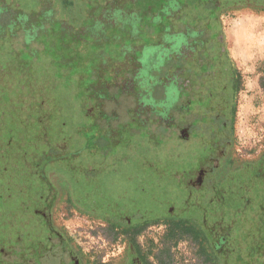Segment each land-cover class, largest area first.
Wrapping results in <instances>:
<instances>
[{
	"label": "rangeland",
	"instance_id": "1",
	"mask_svg": "<svg viewBox=\"0 0 264 264\" xmlns=\"http://www.w3.org/2000/svg\"><path fill=\"white\" fill-rule=\"evenodd\" d=\"M101 1L2 0L8 13L0 17V79L4 80L0 98L7 100L0 102V141L6 144L9 140L15 148L12 159L6 161L12 162L11 174H7L16 182L8 184V190L16 202L7 222L0 212V236L4 232L9 238V228L23 218L25 205L39 208L33 194L41 181L34 174L26 175L27 167L36 166L44 178L50 171L65 167L68 172L61 174L65 180L56 185L59 193L47 218L51 228L66 235L89 264H120L129 235L121 227L110 228L101 218L74 208V188L66 181L70 174L77 177L75 193L83 198V204L92 202V210L116 204L120 212H115L117 217L126 210L141 215L138 207L168 206L169 200L181 198L187 172L207 163L219 142H208L207 136L192 141L181 133V119L171 125L159 114L156 116L163 123L139 112L129 100L135 86L129 85L128 93L118 92L122 80L126 82L125 76L130 77L127 73H132L130 58L121 61V55L129 53L128 45L133 47L139 41L135 31L126 29L134 26V17L103 16L101 5L105 4ZM46 5L52 7L53 14ZM21 6L31 9L32 20L45 21L46 17L49 22L39 31L26 32L13 24L14 13ZM218 20L223 45L241 74L233 141L224 151H228L230 162L241 164L257 160L264 153V9L230 8L221 12ZM155 29L146 27L150 36L163 42L167 32L158 35ZM156 51L144 59V64L148 62L144 83L139 75L135 78V82L143 83L141 91L153 82L150 65L163 57ZM113 73L116 78L111 82ZM11 126L19 127L20 133ZM220 131L227 130L218 127L215 138L222 134ZM32 133L39 137L37 142ZM27 138L33 144L40 143L42 158L31 151L34 145L25 143ZM48 227L45 224L46 238L51 235ZM135 243L148 254L147 264H211L205 260L196 237H169L165 224L147 227L135 237ZM240 245L247 264H264L263 239L251 242L242 237ZM50 249L43 244L45 253Z\"/></svg>",
	"mask_w": 264,
	"mask_h": 264
},
{
	"label": "trees",
	"instance_id": "2",
	"mask_svg": "<svg viewBox=\"0 0 264 264\" xmlns=\"http://www.w3.org/2000/svg\"><path fill=\"white\" fill-rule=\"evenodd\" d=\"M127 3H121V0H102L105 5H101L102 15L118 14L134 17L135 24L132 28L126 27L128 31H135L136 38L139 42H134V46H127L129 53L124 52L121 58L133 57L135 61L139 62V74H134L132 78L135 80L137 75L145 76V70L148 68V62L144 64V59L151 51H160L163 57L159 60H155L151 65L149 71L153 67H157L162 63L167 55V50L171 44H175L179 38H184V32L188 30L203 31L208 30L209 36H214L219 28L218 19L221 12L230 8L239 7H257L264 9V0H127ZM50 5L53 4L51 1ZM106 9H104V6ZM47 10H51L46 5ZM31 9L26 6H21L16 9L14 13L15 18L13 24H17L19 27L28 31H39L42 29V24L48 23V18L45 17V21L42 18L39 20H32ZM53 10V9H52ZM51 12L53 14V12ZM179 10L176 14L175 11ZM47 12V13H48ZM0 13H8V10L3 6L2 0H0ZM48 17L49 14L47 15ZM172 16V18H171ZM126 19V17H124ZM35 24V25H34ZM155 27L156 34L160 35L163 32H167V38L163 42L158 41L157 38L150 36L146 30V27ZM130 29V30H129ZM131 32V31H130ZM40 34V33H38ZM32 36H37L33 34ZM152 37V38H151ZM126 47V48H127ZM108 54V53H107ZM110 54V53H109ZM122 54V52H121ZM109 56V55H108ZM120 57V56H119ZM120 58V59H121ZM114 59V56H110V60ZM182 64L178 62L173 69L182 71L185 68H181ZM14 78V77H13ZM16 79V78H15ZM17 80V79H16ZM139 86L143 85L141 82L136 81ZM152 89V82L149 84V88H145V92H136V100L141 106L145 104L154 105V108L150 110L139 109V112L150 115L156 122H162L157 116L153 114H159L164 118H170L166 116V112L170 107L169 100L155 99L149 93ZM7 89L5 88V91ZM8 91V90H7ZM22 91H19V94ZM1 94V93H0ZM139 95V96H138ZM150 95V96H149ZM107 96V95H106ZM107 98V97H106ZM7 100L5 97L0 98ZM126 100V99H125ZM130 101L135 100L129 98ZM125 102V101H123ZM189 113L193 114L190 125L191 130L189 137L194 141L207 136L208 142L214 140L219 142L223 140V137H228L227 145L224 147H217L215 145V154L208 157V162L200 164L199 169L195 171H188V177L186 182L181 185L183 196L181 198H173L169 200L168 206L157 205L154 208L149 206L138 207L141 209L142 214L136 215L132 212L123 211L115 216V212H119L116 208V204L108 205L106 207L101 206L99 211L92 210V202H86L83 204V198L79 193H75L76 176L70 174L69 187H73L72 192L73 206L78 211L86 214L95 215L102 220L108 222L113 228H122V232L129 235V241L135 246V237L138 236L148 226L165 223L168 225L169 237H175L177 235H192L199 241V245L206 255V261L211 264H247L248 258L244 256L243 249L240 245L241 238H247L251 242H255L258 239L264 240V155L259 159L249 162L236 163L230 162L228 158V151H224L226 148H230L232 145L233 135V110L231 111L229 119H216L211 116L199 115V103L192 101L188 103ZM163 106L161 113L156 111V106ZM168 107V108H167ZM167 110V111H166ZM0 109V113H1ZM191 116V115H190ZM180 115H173V125L180 120ZM182 121V119H181ZM163 123V122H162ZM183 124L181 125V133L188 134ZM220 128H226V132L220 131L222 134L216 137V130ZM6 130H9V125H6ZM11 129L18 131L19 127L16 126ZM11 130V131H13ZM21 130L18 132L20 133ZM208 133H210L208 137ZM23 135V133H22ZM34 141L37 142L34 133L30 135ZM41 137V136H40ZM211 139V140H210ZM40 141V140H39ZM9 142V143H8ZM28 138L25 143L34 145L31 151L41 157L40 143L33 144ZM3 152H0V212L6 216L5 221L9 220V210L11 209L14 201L12 193L8 190V184L11 186L15 184V180L8 178V174H11L10 167L6 160H10L11 151L14 150L12 142L7 140L6 144H3ZM208 145V143H207ZM214 145V144H213ZM209 147V145H208ZM219 148V149H218ZM54 157V156H51ZM55 158V157H54ZM219 158V162H215ZM228 164H230L228 166ZM21 171V170H20ZM68 170L65 167H60L49 172L47 176L42 175L41 170L36 166L27 167L26 175L38 176L40 187L35 190L33 198L37 199L39 208L32 206L27 208L25 205V211L23 212V218L19 219V222L13 228V233H17L22 228L20 224L26 220L30 221V224L34 226L36 222L40 223V226L45 227L48 223V216L51 209L52 202L57 199L59 189L57 183L63 182L65 178L61 174L66 175ZM23 173V171H21ZM20 172V175L22 174ZM8 173V174H7ZM220 174V177H218ZM43 178V179H42ZM11 180V182H9ZM43 180V181H42ZM12 181L14 183H12ZM21 183V181H20ZM17 186V185H15ZM21 188V186H17ZM45 194L47 197L44 201ZM155 198H159L155 195ZM24 199V197H23ZM70 200V199H69ZM120 200V199H118ZM25 202V200H24ZM26 203V202H25ZM28 203V202H27ZM43 204V206H42ZM41 211L39 213L38 211ZM120 213V212H119ZM41 219L38 221V219ZM35 227V226H34ZM18 228V229H17ZM37 228V227H36ZM20 234V233H17ZM63 236L62 234H59ZM16 241L11 243L7 242V236L4 232L0 236V264H45L48 255L43 251V244L45 241L35 240L31 245H39L34 250L32 258H27L28 248L25 247L23 233L21 235L15 234ZM51 237V235L49 236ZM51 239V238H50ZM6 242V243H5ZM48 244V243H47ZM2 245V246H1ZM6 246V247H5ZM8 247V248H7ZM74 252L80 255V251ZM236 252V253H235ZM41 254V255H40ZM53 262V261H52ZM47 263V262H46ZM54 264H56L54 262Z\"/></svg>",
	"mask_w": 264,
	"mask_h": 264
},
{
	"label": "flooded vegetation",
	"instance_id": "3",
	"mask_svg": "<svg viewBox=\"0 0 264 264\" xmlns=\"http://www.w3.org/2000/svg\"><path fill=\"white\" fill-rule=\"evenodd\" d=\"M177 12H179V10L175 11L174 14ZM2 14L4 13H0V17H2ZM208 32L207 29L201 32L196 30L184 32L185 37L179 38L175 44H171L162 63L158 65V68L153 67L150 71L151 73H149L153 80L152 89L149 93L155 99L158 98L159 100L165 99L170 101V107L167 109L168 111L166 110V116L169 117L170 122L173 123V115H180L183 121L182 124L185 126L184 129L186 128L185 132L188 133L185 135L188 136L191 127L187 124L191 122L190 120L193 118L194 112L190 114L187 107L189 106L188 103L192 101L199 103V115H206L208 117L213 116L215 120L219 118L226 120L230 118L231 111L233 110L234 121V107L238 95L241 74L237 66L229 58L227 50L223 45L220 27L214 31L215 35L213 37L209 36ZM153 52L154 50L151 51L150 54ZM150 54H148V56ZM122 60L123 58H121V61ZM130 60L132 64V73H127L130 77L125 76L126 82L122 80L121 83L123 87L120 90L117 88V90L120 94L121 92L124 93V90L128 93V86H135L133 95L129 97L135 100L131 102L135 104V108L137 109L150 110L149 104L141 106L138 99L136 100L135 93L137 91H145H141L142 85L140 87L132 78L134 74H139V62L135 61L133 57H130ZM118 62H120V60H118ZM178 62L182 64L181 68H185L184 70L178 71L173 69ZM122 74L124 75L126 73L122 72ZM115 75L114 73L111 75V82L115 81ZM144 77L146 76L141 77L143 78V83ZM3 82L4 80L0 79V86ZM136 85H138L140 91L136 88ZM154 93L159 95L155 96ZM156 111L161 113V109H156ZM155 115L156 114H153V116ZM0 119L2 120L1 116ZM227 139V136L223 137L219 147L226 146L228 144ZM0 152H3L1 143ZM262 155H264V153ZM55 202L56 201L52 202L51 209L54 207ZM103 222L105 221L103 220ZM16 224L18 223H14L10 226L9 238H7L6 241L13 243L17 238L13 236L23 233L25 247L28 248L26 253L28 259L32 258L31 256L34 250L40 247L39 245L31 244L34 243L35 240H42V242L45 241V244L48 243V245L51 246L49 254L46 256L47 263L45 262V264H54V262L56 264H89L85 261V256H83L81 252L79 257L74 252V249H78L72 246L71 240L66 235L60 236L59 234L61 233L59 231L58 233L55 231L56 229L53 230L54 228L51 226L50 221H48L47 225H49L48 229L51 237L48 236L47 238L43 236L45 227H41L39 222H36L34 227L30 224V221L26 220L18 227L22 228L17 232L20 234L13 233V228H15ZM106 224L110 228H113L108 222ZM166 227L168 229V225H166ZM46 240H48V242H46ZM147 255L148 254H144V252L140 250L136 243L133 247L132 243L128 240L127 247L125 248V257L120 264H147ZM6 264L11 263L8 262Z\"/></svg>",
	"mask_w": 264,
	"mask_h": 264
}]
</instances>
